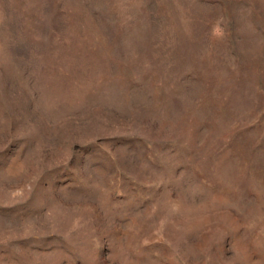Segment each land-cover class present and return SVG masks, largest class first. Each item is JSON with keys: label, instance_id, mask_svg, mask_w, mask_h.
I'll return each instance as SVG.
<instances>
[{"label": "rangeland", "instance_id": "374dc122", "mask_svg": "<svg viewBox=\"0 0 264 264\" xmlns=\"http://www.w3.org/2000/svg\"><path fill=\"white\" fill-rule=\"evenodd\" d=\"M0 264H264V0H0Z\"/></svg>", "mask_w": 264, "mask_h": 264}]
</instances>
